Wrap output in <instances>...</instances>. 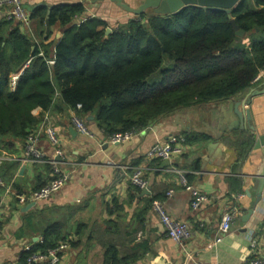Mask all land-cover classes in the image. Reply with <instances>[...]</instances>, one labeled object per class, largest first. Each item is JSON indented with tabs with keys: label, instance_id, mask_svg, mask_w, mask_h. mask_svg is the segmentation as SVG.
Here are the masks:
<instances>
[{
	"label": "trees",
	"instance_id": "obj_1",
	"mask_svg": "<svg viewBox=\"0 0 264 264\" xmlns=\"http://www.w3.org/2000/svg\"><path fill=\"white\" fill-rule=\"evenodd\" d=\"M85 12L81 3L33 10L31 20H39L42 35L48 18L50 28L60 24L61 37L48 44H37L20 23L0 18V154H17V143L24 145L46 112L73 111L110 139L141 132L180 111L241 96L264 69V0H242L233 10L232 18L245 33L240 42L221 9L188 7L172 16L149 12L114 27L99 17L76 24ZM108 27L112 33L106 36ZM14 76H19L15 87ZM37 109L42 113L34 114ZM183 136L186 147L209 140L200 134ZM231 145L242 161L253 151L255 139L250 132L235 133ZM34 166L38 175L31 192L46 186L51 173L49 165ZM16 168L15 162L0 166V181L12 184L17 194H27L13 180ZM186 180L191 185L193 177L186 175ZM236 181L233 191L239 193L242 183ZM171 187L153 184L147 211L155 201L163 202ZM3 192L0 187V199ZM35 225L28 216L18 231L19 238L29 230L42 234V241L21 253L18 264H28L33 254H47L64 242L75 247L59 225ZM141 251L121 258L110 244L105 263L134 264L148 249Z\"/></svg>",
	"mask_w": 264,
	"mask_h": 264
},
{
	"label": "crops",
	"instance_id": "obj_2",
	"mask_svg": "<svg viewBox=\"0 0 264 264\" xmlns=\"http://www.w3.org/2000/svg\"><path fill=\"white\" fill-rule=\"evenodd\" d=\"M124 2L132 6L126 0ZM76 3L83 4L91 17L102 18L108 23L115 21L117 10L132 18L111 0H25V6L34 10L42 5ZM61 31L57 23L48 34L45 30L42 35L39 20L33 19L29 32H24L37 44H48L59 39ZM253 88L263 89L264 84ZM228 108L226 101L217 106L205 105L174 113L154 123L153 131L143 130L122 145L110 144L91 123L88 126L92 138L78 132L75 136L70 132L74 112H51L64 150L62 169L69 175V180L61 192L25 212L22 210L30 204L18 208L17 203H10L0 220L3 224L0 264H18L24 247L34 245L36 238L42 239L41 233L32 230L26 237H18L28 216L34 217L36 225H59L67 240L74 241L75 247L71 246L63 254L60 264H106V250L110 244L121 258L132 251H137V256L142 254V247L148 249L134 264H247L248 258L264 253V191L252 216L246 217L257 198L252 189V178L258 173L262 154L251 153L246 160H238V152L231 143L235 133L249 131L227 130L233 119L227 115ZM246 109L251 110L256 136L264 134V95L253 98ZM40 113V109L34 112ZM184 133L209 137L207 142L187 146L185 153L174 160L177 168L193 177L191 185L208 197V202L198 212L192 210L190 194L180 185L177 174L168 170L164 163L146 158L157 139L167 141ZM41 140L42 148L50 153L47 139ZM213 144L219 146L209 149ZM16 146L17 154H20L23 145L18 142ZM136 167L144 168L150 190L153 184L172 186L173 196H166L163 203L170 216L186 221L191 229L192 236L184 248L165 235L154 210L147 211L152 191L151 195H146L131 183L132 170ZM36 169L34 165L17 163V168L11 171L14 182L31 192L38 175ZM236 180L242 183L239 193L233 191L232 182ZM234 210L236 217L230 231L222 235L221 243H217L223 215ZM254 239L257 248H252Z\"/></svg>",
	"mask_w": 264,
	"mask_h": 264
},
{
	"label": "built area",
	"instance_id": "obj_3",
	"mask_svg": "<svg viewBox=\"0 0 264 264\" xmlns=\"http://www.w3.org/2000/svg\"><path fill=\"white\" fill-rule=\"evenodd\" d=\"M6 18L8 21H16L21 24L24 31L30 30L31 17L30 12L25 8V0H0V18ZM49 64L53 65L51 61ZM19 76L12 77V86L15 87ZM254 85L264 84V69L260 71L258 76L253 81ZM79 109L81 106L78 107ZM71 122L76 131L84 137L92 138L93 134L87 122L73 113ZM146 131H153L149 126ZM115 134L109 139L112 145H122L130 142L132 138L138 134ZM45 137L49 143L50 153L46 152L41 146V139ZM186 151V139L183 135L178 137H170L165 140L157 139L146 153V158L150 161L159 160L164 163L168 170L173 171L179 177V183L190 194V205L193 211H200L204 204L208 202V197L203 194L198 188L189 185L186 180L185 172L181 171L174 165V160L181 157ZM60 159L61 161H57ZM64 150L62 149L61 141L58 135V130L53 124L51 112L44 113V117L40 125L34 132L28 136L25 141L22 152L20 154L9 153L2 151L0 154V166L6 163L17 162L22 165H49L51 167L50 181L41 190L29 192L27 194H17L12 188V184L6 185L0 181V187L4 190L0 199V220L4 216L7 208H10V203H17V207L26 206L28 204H40L48 201L51 197L62 191L65 184L69 180V175L62 169L64 164ZM144 168H133L130 177L131 183L141 190L150 189V183L144 178ZM167 198L173 196V191L167 193ZM244 195H238L242 197ZM154 212L157 214L160 223L164 227L165 235L175 242L180 247L184 248V244L191 236V229L186 221H180L170 216L163 202L155 201L153 203ZM236 210L230 211L223 215L219 232L220 237L217 238V243L223 240L222 235L227 234L235 219ZM2 231H0V238ZM42 241L38 239L37 242ZM35 242V243H37ZM252 248H257V241L252 240ZM34 245L25 246L23 252H28ZM71 248L69 243H61L56 249L50 250L47 254H33L28 259V264H60L63 254ZM247 264H264V253L254 255L248 258ZM195 264H202L196 262Z\"/></svg>",
	"mask_w": 264,
	"mask_h": 264
},
{
	"label": "water",
	"instance_id": "obj_4",
	"mask_svg": "<svg viewBox=\"0 0 264 264\" xmlns=\"http://www.w3.org/2000/svg\"><path fill=\"white\" fill-rule=\"evenodd\" d=\"M105 0H101L103 2ZM116 4V6L123 11H125L127 14L132 16H141L149 12H154L157 15H163V16H172L176 15L180 12H182L184 9L188 7H200V8H211V9H221L227 12L228 18L230 20L231 25L233 26L234 30L236 31L237 41H242L245 33L243 30L240 29V27L236 24L235 20L232 18V12L237 7V5L242 0H141L140 3L132 7L131 5L124 2V0H111ZM26 10L29 12H32L34 9L26 7ZM51 9V7H50ZM50 15V10H49ZM91 17V13H89L87 10L80 19H76L75 23H81L83 20ZM47 29L46 33L48 34L50 32V25H49V18L46 21ZM112 33V29L110 27L106 30V36H109ZM244 95L243 99L241 97ZM243 95L234 97L230 100H228V114L232 116V120L229 122V126L227 130L229 132L232 131H249L252 135H254L255 139V146L253 148V151L251 153L260 152L262 154L261 163L258 168V173H256L253 176V192L256 194L257 198L255 200L254 208L249 210L248 214L246 215L247 219L252 216L254 213L256 205L259 204V202L262 199V194L264 191V134L260 136H256L255 132V126L253 124V118L252 113L250 109H246L247 106H250L252 104V100L255 97L263 96L264 95V88H251L247 92H245ZM211 106H217V104H210ZM89 121H93L94 117H89ZM70 132L73 135H77V131L74 127L70 129ZM225 132V129L223 130V135ZM219 146V144H213L209 146V149L215 148ZM57 161H61L58 159ZM143 193L146 195H151V190L146 189L143 190ZM247 195L250 196V192L247 191ZM35 206V204H30L27 207H25L22 211L25 212L29 210L31 207ZM34 242H37V238L34 240Z\"/></svg>",
	"mask_w": 264,
	"mask_h": 264
},
{
	"label": "rangeland",
	"instance_id": "obj_5",
	"mask_svg": "<svg viewBox=\"0 0 264 264\" xmlns=\"http://www.w3.org/2000/svg\"><path fill=\"white\" fill-rule=\"evenodd\" d=\"M126 1L129 2L130 4H132V7H133V6H136L137 4H139L141 0H126ZM129 19H131V16L126 17L124 13L117 10L116 11V17L114 18L115 21H113V22L109 21V23L111 25L110 27H114L117 23H119V24L126 23ZM164 66H168V62H165ZM158 79H159V74L154 76L152 78V81H156Z\"/></svg>",
	"mask_w": 264,
	"mask_h": 264
}]
</instances>
